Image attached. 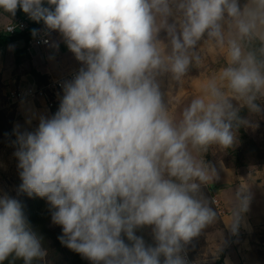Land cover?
<instances>
[{
    "label": "clouds",
    "instance_id": "clouds-1",
    "mask_svg": "<svg viewBox=\"0 0 264 264\" xmlns=\"http://www.w3.org/2000/svg\"><path fill=\"white\" fill-rule=\"evenodd\" d=\"M256 2L259 10L247 15L264 22V0ZM46 3L53 7L45 0H0V11L14 16L19 8L59 32L83 65L62 85L58 110L40 117L34 131H17L19 190L45 199L54 210L52 222L62 228L61 243L93 264H185L182 244L213 215L194 195L199 187L194 181H204L206 174L188 144L231 146L236 112L213 88V99L194 100L179 126L165 114L155 82L162 60L153 33L154 13L170 14L169 0ZM178 8L184 19L179 33L172 28L176 74L185 71V51L205 32L220 35L225 14L244 15L238 0H181ZM253 26L251 20L238 22L242 35ZM230 59L236 66L226 68L222 79L256 109L252 101L264 88V73L235 42ZM145 227L151 228L154 245L137 235ZM10 255L31 264L44 252L23 204L5 194L0 264Z\"/></svg>",
    "mask_w": 264,
    "mask_h": 264
},
{
    "label": "crops",
    "instance_id": "crops-1",
    "mask_svg": "<svg viewBox=\"0 0 264 264\" xmlns=\"http://www.w3.org/2000/svg\"><path fill=\"white\" fill-rule=\"evenodd\" d=\"M181 0H169L170 14L163 12L154 13L153 43L158 50L163 63H173L172 28L175 26L177 33L183 21V12L178 8ZM53 7V6H48ZM250 10H259L256 0H249L241 12L243 16L232 18L220 23V35L209 39H199L195 45L185 51L188 65L183 73L184 77L192 78L202 76L205 79L216 75L222 79V73L228 67H235L231 62L230 49L233 42L241 48L242 55L249 54L241 44L242 34L239 31L240 19L252 21L253 27L250 33L259 40H264V22L259 18H251L247 15ZM56 45V46H54ZM24 42L18 40L8 44L0 50V94L4 103L1 106L11 119L13 138L3 141L0 149V167L8 172L11 166L17 165L18 159L14 155L18 145L17 131H34L39 124L40 117H51L50 107L44 97H32L26 99L11 98V94L18 91L40 85L31 75L30 70L36 71L46 80L59 78L81 66L75 55L67 48L59 32H54L50 37V43L45 46L28 45L26 58L19 64L14 62V50L22 48ZM220 63L212 69V64ZM195 63L206 65L199 68V73L191 71ZM195 69V68H194ZM199 74V75H197ZM179 81L184 80L181 74L172 73ZM155 78H165L164 72H157ZM167 79H170L166 76ZM160 93H169L171 88L158 86ZM212 95V88L208 89ZM181 91V92H180ZM264 98V88L259 90ZM192 87L178 89V95H192ZM193 98L189 100L188 108ZM162 104V103H161ZM181 104H162L166 115L172 106L180 107ZM183 108L186 105L182 104ZM206 174L203 184L210 187L212 198L215 199V207L219 215L221 226L209 232V236L215 237L222 264H264V247L259 239L264 232V165H252L243 168L226 167L222 161H215L202 167ZM215 174V179L212 177ZM213 185V188L211 187ZM207 242V239L205 240Z\"/></svg>",
    "mask_w": 264,
    "mask_h": 264
},
{
    "label": "rangeland",
    "instance_id": "rangeland-1",
    "mask_svg": "<svg viewBox=\"0 0 264 264\" xmlns=\"http://www.w3.org/2000/svg\"><path fill=\"white\" fill-rule=\"evenodd\" d=\"M45 6H49L46 3L45 0ZM25 16L28 19L27 14H25L22 10L19 8L16 11V14L12 16L11 14L4 13L0 11V31L5 32L4 28L8 24L14 22L15 20L22 19ZM31 20V19H30ZM228 17L225 14L224 18L219 22L223 23L228 21ZM6 33V32H5ZM212 37H218V36H211L208 34V32H205L200 39H209ZM81 64V63H80ZM171 65L172 63H163L162 67L157 70V72H164L165 78L162 81L161 79L155 78V82L158 86L165 87V90L167 87L171 88L172 91L169 93H160L161 95V103L165 104L167 106H170V104H181L180 107H174L172 106L171 110L169 111V115L167 117L170 119V121L173 123L174 126H179L183 120V114L188 109L189 100L195 98L197 99H203L205 102H209L213 99L212 95H209L210 88H215L219 91V93L222 94V98L224 101H226L228 104L231 105V110L236 109L237 107L247 105L249 103L248 96L247 95H240L239 93L234 92L226 79H219L216 75H213L209 79H205L202 76L187 78L184 77L185 73H183L184 80L179 81L178 77L174 78L172 75L173 71H171ZM221 65L220 63H214L211 65L213 67L212 69H215L214 67ZM83 65L79 66L78 72L80 68ZM206 65H202L199 63H195V66L191 69V71H194L195 73H199V68L203 69ZM195 68V69H194ZM77 72V74H78ZM199 75V74H197ZM166 76H168L170 79H167ZM47 82V80H46ZM42 86V85H37ZM1 87V86H0ZM192 87V90L194 93L190 96H184V95H178V89H184ZM181 92V91H180ZM259 92V91H258ZM251 95V94H250ZM255 97H257L256 94H254ZM260 98L264 101V98L260 95ZM258 96V97H259ZM26 99V98H25ZM4 103V100L1 97L0 94V110L4 114L5 117L9 118L10 116L1 109L2 104ZM186 105V108L182 107V104ZM50 107V106H49ZM242 122L244 124V129L249 137H251L255 143L261 148V155L264 157V118L262 115L259 114H246L242 117ZM234 140L231 146L229 147H223L219 143H211L207 146H200L197 148L196 146H193L190 142L188 144V151L190 155L193 158L194 163L199 167H205L208 164L214 163L215 161H225L228 165L231 167L235 166V164H247L248 161L255 162L253 158L250 157L249 152L246 150H243L239 157L234 154L235 150L241 149V144L238 140V134L233 131ZM5 142V140H3ZM2 143L0 140V149L2 148ZM252 165H258V164H252ZM252 165H237L235 168H243L248 167ZM264 165V164H261ZM260 166V165H259ZM20 169L18 168V161L17 165L11 166L8 169V172L3 171L0 167V196L8 195L12 198L16 197L18 188L16 185V180L18 178ZM212 177L215 179V174L212 172ZM199 187L196 192L197 199H199L202 204L210 209L211 213L213 214L211 219L205 224V226L199 231V233L194 237L195 242L193 243L192 247L190 249H182L181 253L183 252L191 259H218L221 260V257L219 255L218 248L214 247L217 243V239L215 237L209 236V232L217 229L219 227L218 224V218L217 215L213 213L212 206L215 207V204L211 198L210 202L204 201L200 195V189L204 188L203 181L195 180ZM211 187L213 188V185L211 184ZM216 209V207H215ZM217 211V210H216ZM207 239V242L205 241Z\"/></svg>",
    "mask_w": 264,
    "mask_h": 264
},
{
    "label": "trees",
    "instance_id": "trees-1",
    "mask_svg": "<svg viewBox=\"0 0 264 264\" xmlns=\"http://www.w3.org/2000/svg\"><path fill=\"white\" fill-rule=\"evenodd\" d=\"M248 1L249 0H238L240 9H242ZM22 17L25 18V16ZM227 17L229 20L232 19V17ZM27 22L28 28L24 31L15 32L12 34H7L0 31V50L15 41L22 40L24 42V46L22 48H17L13 52L15 64H19L24 58L27 57L26 47L28 46V41L33 36L32 30L36 29L37 26L43 23H37L30 19H28ZM241 44L246 52L254 58L262 73H264V40L257 39L249 31L247 35H242ZM30 73L40 85H44L46 83V78L38 74L36 71L30 70ZM254 94H256L257 97H255V99L252 101V104H255L256 109L258 110L253 109L249 103L232 110L236 112V117L232 120V130L238 134V140L242 146L241 149H236L234 154L239 157L242 151L246 150L249 152L250 157L253 158L255 162L250 163L248 161L247 164L236 163L233 168L237 167V165L264 164V157L261 155V148L251 137L248 136L242 122V117L246 114H257V116L260 114L264 118V101L262 98H260L259 92H255ZM58 107L59 103H52L50 106L51 116L58 110ZM12 138L13 133L11 130V119L10 117H5L0 110V140L10 141ZM223 164L226 167H231L225 161H223ZM21 183L22 181L18 174V178L16 180L18 191L15 198L23 204L24 213L29 221L31 230L36 233L40 239L41 247L44 252L43 257L34 258L31 264H93L92 261L84 258L79 253L70 250L61 243L59 237L63 234L62 228L61 226L54 224L51 219L52 211L54 210L50 208L45 199L35 196L30 198L27 196V194L21 192L19 190ZM194 195L197 198V194L195 193ZM200 195L204 201L210 202L212 198L210 187L204 186V188H201ZM212 209L213 213L217 215L218 224L220 227L221 223L219 220V215L215 207L212 206ZM137 235L142 236L146 244L154 245L155 242L152 237L151 228L145 227L139 229L137 230ZM194 242L195 238L193 237L188 242L182 244V249H190ZM259 242L264 247V232L261 234ZM219 263H222L221 260H219ZM2 264H24V260L23 258H17L14 255H10L5 261L2 262Z\"/></svg>",
    "mask_w": 264,
    "mask_h": 264
},
{
    "label": "built area",
    "instance_id": "built-area-1",
    "mask_svg": "<svg viewBox=\"0 0 264 264\" xmlns=\"http://www.w3.org/2000/svg\"><path fill=\"white\" fill-rule=\"evenodd\" d=\"M27 20V18L18 19L5 26L4 30L7 34L24 31L28 28ZM9 28H13V30L9 31ZM36 29L38 30V34L36 36H32V38L28 41V45L41 47L49 44L50 37L55 31H49L46 29L43 23L37 26ZM45 40H48L49 43H44ZM78 69L79 67L76 70L71 71L59 78L50 79L42 86L28 87L18 91L16 94L12 93L10 96L11 98L15 99H25L37 96L44 97L47 100L49 106H51L52 103H60V100L63 96L62 85L72 81L77 74ZM212 200L215 203V199L212 198ZM181 256L184 259L185 264H220L218 259H191L184 252L181 254Z\"/></svg>",
    "mask_w": 264,
    "mask_h": 264
},
{
    "label": "water",
    "instance_id": "water-1",
    "mask_svg": "<svg viewBox=\"0 0 264 264\" xmlns=\"http://www.w3.org/2000/svg\"><path fill=\"white\" fill-rule=\"evenodd\" d=\"M197 148H199L200 146H196Z\"/></svg>",
    "mask_w": 264,
    "mask_h": 264
}]
</instances>
